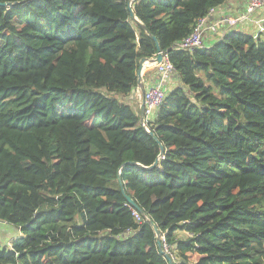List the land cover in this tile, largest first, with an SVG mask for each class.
<instances>
[{"label": "trees", "instance_id": "trees-1", "mask_svg": "<svg viewBox=\"0 0 264 264\" xmlns=\"http://www.w3.org/2000/svg\"><path fill=\"white\" fill-rule=\"evenodd\" d=\"M226 1L0 0V264H169L127 196L175 264H264V38L176 47ZM151 35L180 83L147 131Z\"/></svg>", "mask_w": 264, "mask_h": 264}, {"label": "built area", "instance_id": "built-area-1", "mask_svg": "<svg viewBox=\"0 0 264 264\" xmlns=\"http://www.w3.org/2000/svg\"><path fill=\"white\" fill-rule=\"evenodd\" d=\"M259 8L264 10V0H248L245 11L242 12L241 15L226 17L215 21L210 20V16H212L218 8H211L207 16L198 19L192 32L182 41L177 42L176 47L187 50L203 49L207 47L206 39L212 34L222 37L234 27L250 20L251 15ZM160 52L163 56L162 61L160 63H150L151 66L149 65L156 69L158 76L157 83L148 88L144 93L145 111L144 118L141 122L147 131H150L148 125L150 118L155 115L157 109L167 95L168 85L166 83L175 73V67L169 58V54L165 51ZM166 251L169 253L167 248Z\"/></svg>", "mask_w": 264, "mask_h": 264}, {"label": "crops", "instance_id": "crops-1", "mask_svg": "<svg viewBox=\"0 0 264 264\" xmlns=\"http://www.w3.org/2000/svg\"><path fill=\"white\" fill-rule=\"evenodd\" d=\"M248 0H227L220 8H218L215 13L210 16V20L215 21L218 19L226 17H234L241 15L245 11ZM264 10L262 8L257 9L250 17V20L246 21L243 26L239 29L252 34L254 36L260 35L264 38ZM220 37L218 35L212 34L206 39V46H211L213 43L218 41ZM150 63H145L142 69L143 84L145 91L151 86L155 85L158 80L156 69L149 66ZM179 79L176 74H173L167 81L168 91L177 85H179ZM131 102L135 104L139 112L141 113L142 104L144 101V94L142 90L138 87L137 90L130 97ZM22 231L20 228L13 226L7 222L0 220V243L4 246L11 248L14 239L21 237Z\"/></svg>", "mask_w": 264, "mask_h": 264}, {"label": "water", "instance_id": "water-1", "mask_svg": "<svg viewBox=\"0 0 264 264\" xmlns=\"http://www.w3.org/2000/svg\"><path fill=\"white\" fill-rule=\"evenodd\" d=\"M133 1L134 0H129V9H130V12H131V16L133 18H136V15H135L134 10H133V7H132V2ZM0 5L1 6L11 5V2H9V3H1L0 2ZM142 26L146 29V27L144 25H142ZM151 37L156 41L157 46H158V49H159V53L154 58H142L140 60V62H139V68H138V84H139V88L142 90L143 94L145 93V87H144V84H143L142 69H143L145 63H160L162 61V58H163V56H162V54L160 52L161 49L159 47V42H158L157 38L155 36H153V35H151ZM144 111H145V102L143 101L142 108H141V113H140V119H141V121L144 118ZM152 134L154 136H156L154 132H152ZM163 152H164V147L162 146V153ZM157 164H158V161H156L153 166H155ZM122 188H123V186H122ZM127 198H128V201L133 205V207H135L140 213H142L144 215V217L146 218V220L153 226V228H154V230H155V232L157 234V242L159 244V249L165 255V257L168 259L169 264H175L173 257L166 250H164L163 247H162L161 233H160V229L158 228V226L144 212V210L136 203V201L131 196H127Z\"/></svg>", "mask_w": 264, "mask_h": 264}, {"label": "rangeland", "instance_id": "rangeland-1", "mask_svg": "<svg viewBox=\"0 0 264 264\" xmlns=\"http://www.w3.org/2000/svg\"><path fill=\"white\" fill-rule=\"evenodd\" d=\"M182 236H184V235H186V234H184V233H180Z\"/></svg>", "mask_w": 264, "mask_h": 264}]
</instances>
